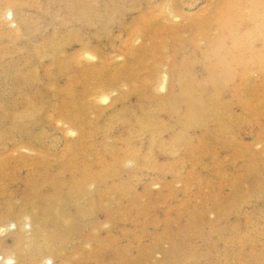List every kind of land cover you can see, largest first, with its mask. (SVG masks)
I'll list each match as a JSON object with an SVG mask.
<instances>
[{
	"label": "rangeland",
	"instance_id": "374dc122",
	"mask_svg": "<svg viewBox=\"0 0 264 264\" xmlns=\"http://www.w3.org/2000/svg\"><path fill=\"white\" fill-rule=\"evenodd\" d=\"M252 1L0 0V264H264Z\"/></svg>",
	"mask_w": 264,
	"mask_h": 264
},
{
	"label": "bare ground",
	"instance_id": "6f19581e",
	"mask_svg": "<svg viewBox=\"0 0 264 264\" xmlns=\"http://www.w3.org/2000/svg\"><path fill=\"white\" fill-rule=\"evenodd\" d=\"M262 3H263L262 0H253L250 4H251V6L252 5H255V6H258L259 7V6L262 5ZM17 12L18 11H16V8H8L7 11H6V14H7V16H9V18L10 17H13V16H16V18L19 21V18L17 17ZM260 29L264 31V28L260 27ZM166 83H167V78H163L162 85L165 86ZM108 95H106V94L103 93L102 95H100V97L102 98L103 101H106L109 98ZM0 258L1 259H4L5 260V263H12V261H13V259L11 257H4L3 255L1 256V254H0Z\"/></svg>",
	"mask_w": 264,
	"mask_h": 264
}]
</instances>
